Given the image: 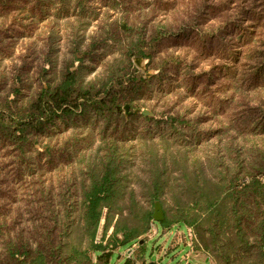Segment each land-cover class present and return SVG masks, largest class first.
Masks as SVG:
<instances>
[{"label": "trees", "instance_id": "trees-1", "mask_svg": "<svg viewBox=\"0 0 264 264\" xmlns=\"http://www.w3.org/2000/svg\"><path fill=\"white\" fill-rule=\"evenodd\" d=\"M37 2L0 0V14L32 32L24 20L49 9L34 8ZM242 8L234 21L242 49L227 75L236 92L264 91V0H243ZM142 43L128 48L125 67L106 82L78 85L77 74L68 72L54 87L36 93L24 87L17 99L0 103V264H111L117 250L148 234L157 203L162 228H192L195 250L210 264H264V97L240 115L230 99L229 131L236 136L213 145L204 160L189 139H180L179 126L193 128L181 116L156 121L122 112L123 105L132 112L141 91L181 63L168 62L153 79L134 69L126 80L122 72L134 66L132 56L151 58ZM78 113L92 118L90 128L103 122L96 149L89 137L52 145L49 125ZM136 121L163 122L171 132L158 128L155 135L148 127L149 134L129 139L121 129ZM144 251L141 244L139 257Z\"/></svg>", "mask_w": 264, "mask_h": 264}, {"label": "rangeland", "instance_id": "rangeland-1", "mask_svg": "<svg viewBox=\"0 0 264 264\" xmlns=\"http://www.w3.org/2000/svg\"><path fill=\"white\" fill-rule=\"evenodd\" d=\"M38 1L34 8L40 9L43 4L49 9L37 11L32 18L34 22L31 18L24 20L31 25L32 32H27L23 24L11 26L0 14L1 104L17 99L16 93L24 87L28 93H36L49 84L54 87L68 72L77 74L78 85L106 82L119 66L125 67L126 63L121 65L122 56L128 48L142 41L151 58L132 56L134 66L122 72L128 74L126 80L132 77L134 69L138 71L137 77L153 79L161 76V67L168 62L180 58L181 63L176 69L167 68L169 73L155 79L146 89L148 92L143 89L142 96L136 97L139 100L133 102L132 111H150L156 121L181 116L193 128L179 126L180 139H189L192 142L189 148L199 149L196 154L205 160L213 145L236 136L229 131L230 99H234L233 106L238 105L236 115H240L257 108L264 97L260 89L247 87L236 92L227 75L237 65L242 49V38L234 28V21L243 9V0H46L42 4ZM26 15L23 12L19 20ZM156 37H162L161 42L152 41ZM91 119L85 120L78 113L55 120L48 130L52 145L59 146L69 138L89 137L88 140H97L92 148L95 150L103 122L98 121L95 128H90L94 123ZM167 126L163 122L158 127L155 123L136 121L121 130L133 139L139 133L149 134L148 127L155 135L158 128L171 132L166 130ZM83 144L81 151L87 147ZM36 148L42 151L41 144ZM187 229L195 236L194 230L184 225L164 230L160 223H152L141 240L117 250L111 264L126 261L187 264L186 260L193 255L186 256L189 249L183 243L188 240L180 233ZM141 244L145 245L142 258Z\"/></svg>", "mask_w": 264, "mask_h": 264}, {"label": "crops", "instance_id": "crops-1", "mask_svg": "<svg viewBox=\"0 0 264 264\" xmlns=\"http://www.w3.org/2000/svg\"><path fill=\"white\" fill-rule=\"evenodd\" d=\"M170 230V229H169ZM188 230L189 229H187V230H185V232H182V231H180V233H183V235L185 236V240H188L187 238H188ZM185 246H187L188 247V249H189V252H188V254L187 255H189V253H190V256L191 255H193V258H189V260H188V263L187 264H210L209 263V259L206 257V254H204L203 252H201V251H196L195 250V246H194V248L192 249L191 247H190V243H183ZM186 255V256H187Z\"/></svg>", "mask_w": 264, "mask_h": 264}, {"label": "water", "instance_id": "water-1", "mask_svg": "<svg viewBox=\"0 0 264 264\" xmlns=\"http://www.w3.org/2000/svg\"><path fill=\"white\" fill-rule=\"evenodd\" d=\"M124 110H125V113L127 116H131V115H139L140 113L142 115H144L145 117H152L153 114L150 112V111H139V110H135V111H132L130 112V106L127 105L124 107ZM165 219V216H164V213L162 211V208H161V205L160 204H156L155 206V213L153 215V220L156 222V223H162Z\"/></svg>", "mask_w": 264, "mask_h": 264}, {"label": "built area", "instance_id": "built-area-1", "mask_svg": "<svg viewBox=\"0 0 264 264\" xmlns=\"http://www.w3.org/2000/svg\"><path fill=\"white\" fill-rule=\"evenodd\" d=\"M188 242L190 243V247L193 249L194 248V240H195V236L193 234V232L191 231V229L188 230ZM187 257L189 258V255H187ZM188 262V260H186Z\"/></svg>", "mask_w": 264, "mask_h": 264}]
</instances>
